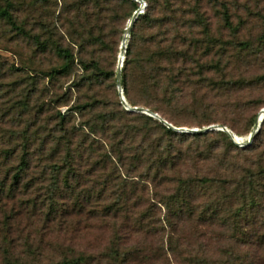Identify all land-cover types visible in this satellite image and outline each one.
<instances>
[{"label":"rangeland","instance_id":"374dc122","mask_svg":"<svg viewBox=\"0 0 264 264\" xmlns=\"http://www.w3.org/2000/svg\"><path fill=\"white\" fill-rule=\"evenodd\" d=\"M42 2L0 0V7L11 6L28 34H44L41 23L48 22L55 40L69 45L62 28L54 29L61 0ZM174 2L181 21L178 27L169 25L170 41L178 36L181 48L205 68L200 73L191 63L196 75L187 80L179 102L172 105L163 94L150 97L142 89L141 69L136 67L130 75L136 106L158 113L178 128L227 122L229 126H224L247 142L255 128L252 118L264 108V0ZM196 9L202 18L197 23ZM127 11L129 6L116 23L113 51L103 55L105 66L117 72L133 18L125 16ZM92 52L90 48L85 58L89 60ZM60 65L54 51L40 50L33 37L0 20V184H6L0 186V264H57L82 254L95 257L90 264H117L107 257L113 248L132 252L123 264H264V245L243 237V222L235 223L242 207L238 199L230 197L213 215L210 204L216 208L220 196L214 187L198 194L191 208L181 213L172 201L176 183L152 180L146 162L133 168L137 151L148 159L154 146L163 149L173 143L175 149L194 157L184 155L171 177L181 169L187 176L222 178L229 181L226 190L230 191L243 168L256 158L251 145L244 147L231 138L237 148L217 131L194 138L182 137L186 132L173 128L178 135L170 139L165 126L170 127L160 118L123 104L128 113L105 133H92L87 116L71 114L66 121L68 129L76 127L69 144L75 176L58 166L66 151L57 142L64 135L59 114H68L77 99L73 82L82 71L76 64L71 73L48 75ZM109 93L122 103L118 80ZM256 143L263 152L264 134ZM24 156L30 165L19 183H13Z\"/></svg>","mask_w":264,"mask_h":264},{"label":"trees","instance_id":"16d2710c","mask_svg":"<svg viewBox=\"0 0 264 264\" xmlns=\"http://www.w3.org/2000/svg\"><path fill=\"white\" fill-rule=\"evenodd\" d=\"M42 1L45 4L49 2V0ZM146 1L148 7L139 15L133 26L124 67L122 68L124 93L131 105H138V101L134 99L132 94L130 75L136 67H139L141 69L140 84L142 89L149 93L150 97L153 93L163 94L169 104H177L183 92V85L193 75H196L193 73V67L190 66L191 63L201 69L200 73L205 66L199 64L193 53L191 54L188 50L181 48V44L177 40L178 36L170 41L168 36L170 32L169 25L173 23L178 27L181 21L176 8H174V0ZM61 3L62 6L57 14L58 26H55L54 29L62 28L70 43L67 46L55 40L54 32L48 22L41 23V25L43 24L42 32L44 34L35 36L28 34L25 25L18 24L14 18L11 6L0 7V20H6L19 32L33 37L40 50H52L56 53L61 59V65L52 68L48 75L56 78L58 75L71 73L76 64L81 68L82 73H78V78L73 82V88L78 94L77 99L69 107L68 114H59L62 125L61 131L64 135L57 142L58 148L64 144L66 151L61 161L62 164H58V166L61 168L67 167L76 176L75 160L72 156V150L69 148L70 136L75 134L76 127H73L72 130L68 129L66 121H68L71 114L87 116L86 125L90 127L92 133L100 130L105 133L109 131L111 125H115L123 118L124 113H128L120 99H114L110 96L109 89L116 87L118 72L109 70L105 66L107 58H104L103 55L114 49L116 44L114 41L115 26L122 17L123 9L129 6V11L124 14L132 18L141 4L135 0H61ZM57 6H59L58 2ZM193 12L194 22H201L200 11L196 9ZM225 16L226 20L230 21L227 13ZM250 46V44H244L245 48ZM90 48L93 49V52L88 60L85 58V53ZM118 106L121 109H118ZM95 111L98 113L94 117L92 114ZM257 117V114L253 116L251 128L255 126ZM223 124L229 126L227 122H223ZM165 129L170 139L174 135H178V132L173 128L165 126ZM214 131L225 136L229 139L231 145L238 148V144L231 139L227 132ZM263 132L264 122L256 136V140L264 134ZM189 135L194 138H202L208 134L187 132L181 134L182 137ZM255 141L250 147L253 150L252 152H256L254 154L256 158L250 160L252 161L250 166L243 168L241 177L236 180L235 186L230 191L226 190V184L229 181L222 178H210L204 175L187 176L182 173L181 169L179 174H175V178L171 177L170 173L176 171L181 162L185 160L184 155L194 157L193 153L188 151L186 153L181 148L175 149L173 143L163 146V149H161L160 144L154 146L148 159L137 151L133 168L138 169L139 164L142 165L146 162L148 163L147 173L152 176V180H158L161 183H176L177 191L172 195V201L177 203L181 213L184 212L186 207L191 208L192 200L198 194L203 196L207 190L214 187L217 189L216 193L220 196L217 197L218 204L216 208L213 207V203L210 204L213 215L219 214V209L225 205V201L230 197L238 199L242 207L235 214V223L242 225L243 222L246 232L242 236L247 237L254 244L264 245V151H259L261 145L260 143L255 144ZM26 143L30 144L27 140ZM24 147L28 149L27 144H24ZM210 151L212 152V148ZM54 152L56 153L57 150H54ZM10 155L11 153H7L6 158H9ZM29 165L28 157L24 156L18 166V171L14 177L15 182L13 183H19L22 173L28 169ZM0 186L5 187V182L1 183ZM131 253H122L120 248H113L107 257L114 259L117 264H123L128 261ZM94 259V256H84L82 254L79 257L65 259L57 264H90Z\"/></svg>","mask_w":264,"mask_h":264},{"label":"water","instance_id":"95a60500","mask_svg":"<svg viewBox=\"0 0 264 264\" xmlns=\"http://www.w3.org/2000/svg\"><path fill=\"white\" fill-rule=\"evenodd\" d=\"M135 1L140 2L141 6L134 13L133 18L131 19L129 26L126 29V34H125V37H124L123 43H122V54H121V58H120V65L118 68V85H119V89H120V95H121L122 103L127 107L128 110L140 111V112L142 111V112H146L150 115L156 116V117L160 118L163 122H165L170 128H174V129L182 131V132L206 133V132H210V131H214V130H220V131L227 132L231 136V138H233L234 141H236L237 143H239L240 145H242L244 147L252 145V143L256 139L257 134L260 132L262 125H263V122H264V117L261 116V113L264 114V108L262 109L259 117L257 118V122L255 124L254 130L247 137V142H245L244 138H242V137L239 138L236 133H234L229 127L224 126V125H211V126L206 127V128H186V127L178 128V127L174 126L172 123H170L169 121H167L166 119L162 118L158 113L152 112L150 109L141 108L138 106H131L129 104V102L125 96L124 88H123V84H122V67H123V63L125 60V54H126L127 48H128V40H129V37L131 36L133 26H134L136 20L138 19L139 15L145 11V7H146V2L144 0H135Z\"/></svg>","mask_w":264,"mask_h":264},{"label":"bare ground","instance_id":"6f19581e","mask_svg":"<svg viewBox=\"0 0 264 264\" xmlns=\"http://www.w3.org/2000/svg\"><path fill=\"white\" fill-rule=\"evenodd\" d=\"M124 61H125V60H124ZM119 62H120V60H119ZM263 115H264V114H263V113H261V116H262V117H263ZM237 136H238V135H237ZM238 137H239V136H238ZM239 138H240V137H239Z\"/></svg>","mask_w":264,"mask_h":264}]
</instances>
